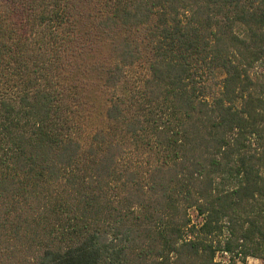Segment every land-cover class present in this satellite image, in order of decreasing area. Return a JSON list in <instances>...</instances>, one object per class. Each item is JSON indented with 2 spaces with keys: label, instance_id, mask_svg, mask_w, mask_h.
<instances>
[{
  "label": "trees",
  "instance_id": "obj_1",
  "mask_svg": "<svg viewBox=\"0 0 264 264\" xmlns=\"http://www.w3.org/2000/svg\"><path fill=\"white\" fill-rule=\"evenodd\" d=\"M83 2L0 0L15 30L12 43L0 30V68L24 52L50 68L29 39L55 58ZM113 4L100 25L141 27L150 44L137 95L105 111L122 138L83 147L48 80L14 101L0 87V264L264 261V0ZM129 39L112 41L107 85L138 49Z\"/></svg>",
  "mask_w": 264,
  "mask_h": 264
},
{
  "label": "rangeland",
  "instance_id": "obj_2",
  "mask_svg": "<svg viewBox=\"0 0 264 264\" xmlns=\"http://www.w3.org/2000/svg\"><path fill=\"white\" fill-rule=\"evenodd\" d=\"M113 2L115 3V0H84L79 12L67 21L68 26L72 28L65 34L67 40H71L61 45L57 56L53 59L51 47L47 48L39 41L29 39L30 46L40 45V50H45L50 68L47 66L46 69L45 64L28 60L25 52L18 59L17 55L8 57L9 64L5 65L4 69L0 68V87L3 90L1 96H8L13 101L17 100L22 92H27L29 88L32 89L29 92H34V88H41L42 85L39 84L44 83L43 79L48 80L52 91L57 94V116L73 132L83 147L91 142L96 144L93 141L95 135H104L107 142L112 138L123 137L121 125L109 121L105 111L114 95L126 100L124 106L128 104L131 96L137 95L135 91L139 88L137 84L143 83L149 77L150 44L147 39H141L142 35L146 37V31L141 27L132 31L129 27L118 23L110 30L100 25L101 20H104L106 16H112ZM1 13L0 30L6 41L12 43L15 30L11 24L6 23L5 13ZM2 27L5 28V35ZM130 30L133 33H130ZM127 35H130L129 41L134 46L137 44L138 49L126 56L125 60L128 65L123 67L122 75L116 84L107 85L105 81L107 71L116 62V54L121 52L120 48L115 52L112 51V41L117 42ZM119 58L122 57L119 55ZM16 60L18 61L15 67L13 64ZM217 76L218 72L216 80L220 78ZM99 140L100 146L106 143L100 136ZM189 212L194 223L201 222V217L193 209ZM7 243L9 241H6L4 246ZM7 246L11 249V243ZM22 256L23 253L18 252L11 262L20 264ZM226 258L227 255L224 254L216 255L218 260ZM236 264H264V261L261 258L248 256L244 261H237Z\"/></svg>",
  "mask_w": 264,
  "mask_h": 264
}]
</instances>
